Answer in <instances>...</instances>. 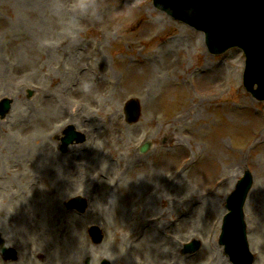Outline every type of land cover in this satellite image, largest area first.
<instances>
[{"label": "rangeland", "instance_id": "obj_1", "mask_svg": "<svg viewBox=\"0 0 264 264\" xmlns=\"http://www.w3.org/2000/svg\"><path fill=\"white\" fill-rule=\"evenodd\" d=\"M205 48L151 0H0V229L19 217L72 223L63 201L83 194L82 218L104 232L92 246L57 231L28 264H232L218 238L246 168V240L264 264V101L242 86L239 49ZM68 125L87 137L63 152ZM26 244L0 264H26Z\"/></svg>", "mask_w": 264, "mask_h": 264}, {"label": "water", "instance_id": "obj_2", "mask_svg": "<svg viewBox=\"0 0 264 264\" xmlns=\"http://www.w3.org/2000/svg\"><path fill=\"white\" fill-rule=\"evenodd\" d=\"M161 2V0H157ZM156 0L153 3L157 6ZM199 14L194 19L174 16L203 30L205 42L212 51L228 46L240 47L245 55L244 84L253 94L264 96V0H201ZM217 21L220 25L214 26ZM221 45V46H219ZM257 88H252L254 84ZM132 104L137 108L134 100ZM133 106V108H134ZM136 114H128L134 120ZM237 182L234 193L227 198L229 212L224 214L220 240L235 264H250L247 251L245 223L241 206L249 188L247 173ZM188 246L187 250L190 249Z\"/></svg>", "mask_w": 264, "mask_h": 264}, {"label": "clouds", "instance_id": "obj_3", "mask_svg": "<svg viewBox=\"0 0 264 264\" xmlns=\"http://www.w3.org/2000/svg\"><path fill=\"white\" fill-rule=\"evenodd\" d=\"M200 3L201 0H161L157 2V6L168 14L181 16L184 19H194L199 14ZM4 248V244H0V253Z\"/></svg>", "mask_w": 264, "mask_h": 264}, {"label": "bare ground", "instance_id": "obj_4", "mask_svg": "<svg viewBox=\"0 0 264 264\" xmlns=\"http://www.w3.org/2000/svg\"><path fill=\"white\" fill-rule=\"evenodd\" d=\"M191 109H193V108L189 107L188 111H190ZM168 208H171V207L169 206Z\"/></svg>", "mask_w": 264, "mask_h": 264}, {"label": "flooded vegetation", "instance_id": "obj_5", "mask_svg": "<svg viewBox=\"0 0 264 264\" xmlns=\"http://www.w3.org/2000/svg\"><path fill=\"white\" fill-rule=\"evenodd\" d=\"M46 230H48V228H46ZM17 238V240L19 239L18 237H16Z\"/></svg>", "mask_w": 264, "mask_h": 264}]
</instances>
